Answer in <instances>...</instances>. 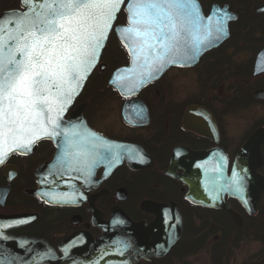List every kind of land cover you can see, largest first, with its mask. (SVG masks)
<instances>
[{
    "label": "flooded vegetation",
    "instance_id": "af4514ba",
    "mask_svg": "<svg viewBox=\"0 0 264 264\" xmlns=\"http://www.w3.org/2000/svg\"><path fill=\"white\" fill-rule=\"evenodd\" d=\"M196 1L204 18L221 9L236 15L228 22L229 37L202 54L193 66H169L157 80L126 97L110 84L114 71L131 61L116 33L117 27L127 25L126 0L101 58L104 68L96 67L62 126L82 125L108 144L119 146L113 151L120 159H102L85 179L83 173L68 171L59 162L65 147L63 135L39 140L26 153H13L0 165V248L11 246L13 240L35 238L46 241L63 257L67 247L83 248L88 237L102 239L120 209L134 222L154 224L158 214L143 208L145 202H153L178 207L181 236L164 256L140 259L136 264H176L174 257L189 255L200 256L202 262L178 264H264V185L232 195L236 169H254L264 178V100L253 98L255 91L264 89V0ZM12 9H23L22 0H0V14ZM229 42L233 54L245 55L244 63L234 71L247 77L246 88L229 86L226 94L206 98L216 86L201 87L202 78L198 92L190 96L182 95V84L180 91H173L176 87L169 77L202 67L209 53ZM180 75L181 83L188 79ZM128 102H133L129 112L136 125L125 119ZM253 103L262 110L252 113ZM243 112L245 116L237 119V113ZM256 131L262 134L259 160L239 166L253 155L242 149ZM121 143L133 144L138 151L126 156ZM131 158L140 164H131ZM46 183L60 202H47L34 193ZM21 216L27 219L12 220ZM243 236L259 243L255 253L262 256L229 261L233 243ZM71 237L74 243L68 246L65 242Z\"/></svg>",
    "mask_w": 264,
    "mask_h": 264
},
{
    "label": "snow or ice",
    "instance_id": "6c2138e0",
    "mask_svg": "<svg viewBox=\"0 0 264 264\" xmlns=\"http://www.w3.org/2000/svg\"><path fill=\"white\" fill-rule=\"evenodd\" d=\"M25 11L0 19V164L16 149L63 135L59 162L85 179L114 147L82 125L62 128V114L96 66L124 0H22ZM116 29L132 67L114 84L132 91L167 65L194 61L226 35L225 12L205 18L195 0H128ZM100 149L104 151L101 152ZM235 192L242 191L233 172ZM75 202V197H70ZM215 199V197H214Z\"/></svg>",
    "mask_w": 264,
    "mask_h": 264
},
{
    "label": "water",
    "instance_id": "95a60500",
    "mask_svg": "<svg viewBox=\"0 0 264 264\" xmlns=\"http://www.w3.org/2000/svg\"><path fill=\"white\" fill-rule=\"evenodd\" d=\"M195 3L199 6L196 0ZM22 5L24 7L23 9H13L4 11L2 14H0V19L4 18L5 16H12L14 13L24 12L26 9L23 3ZM199 11L203 16L200 6ZM225 12L230 17V19H227L225 22L226 35L219 41L214 42L211 46L201 51V53L197 56L194 61L185 63L183 60H178L176 64H169L161 72L156 73L151 80H148L147 82L132 91H129L127 87L122 88L119 84H114L112 82L118 72H123V70L132 67V63L130 62L129 66L119 68L114 72L110 80V84L119 89L121 93L128 97L136 94L141 88L145 87L148 83L159 78L164 72V70H166L169 66H193L198 62L199 57L203 53L219 46L224 40L229 37L228 22L231 19H235L236 15L228 13V11L222 9L213 11L210 16H213L215 19L218 15L222 16ZM206 19L207 18H205V20ZM110 32L104 43L103 48L100 51L96 66L100 62L103 51L107 48V42L109 39ZM117 34L121 38L118 32ZM258 65L259 63H257V66ZM96 66L92 69V71L88 74L87 78L83 81L82 87L79 89L78 94L74 97L72 103L62 114L61 126H64L65 114L74 103L76 97L82 92L84 86L88 81V78L90 77ZM104 66L105 64H101L100 69H103ZM258 72L259 69L256 68L255 74H257ZM123 74L126 76L131 75L130 73L126 72H123ZM253 98L257 100H264V89L255 91L253 94ZM132 103L133 102H128L125 105V119L128 123L136 125L138 123L135 121V118L129 112V108L130 106H132ZM39 140L42 139H38L36 143ZM261 140V131H256L249 138L242 150L243 153H253V155L248 156V158L246 157V162L244 161L245 159L241 160L242 164H240L239 166L244 167L249 163L248 160H251L252 162L255 160H259L257 153ZM36 143L31 146V149L33 147H36ZM121 147L124 148L126 156L129 154H136V152L138 151V148L130 143H121ZM14 152L26 153L28 151L16 149L9 153L6 156L5 160ZM130 162L134 165L140 164L138 159L136 161L135 158L134 160L133 158H131ZM235 172L240 178V186L242 188L241 192H244V190L247 191L248 187L252 186L257 191V189H260L264 185V178L257 174L254 169H236ZM222 173H224V176H226V169H222ZM199 175V173L196 175L197 179ZM235 187L236 186L232 188V195H234ZM34 193L42 197L47 202H60V196H56L55 190L50 187L49 184L43 185L41 189L34 191ZM246 207L249 208V206ZM143 208L158 214V219L154 224L148 226L145 221L134 222L122 209H120L117 212H114L113 219L105 227V236L102 239H91L90 237H88L87 244L84 245L83 248L82 246H78L81 248H73V246L67 247V251L64 252V256L59 257L56 251L46 241L35 238H22L19 240H13L11 246H5L3 248H0V264H136L140 259L151 260L153 257L164 256L170 250L171 246L181 236V213L177 206L171 204H157L153 202H145L143 204ZM230 211L232 212L233 216L236 217L237 222L240 223L239 217L237 216L236 212L234 210ZM26 219V216L12 218L13 221H24ZM65 243H67L68 246L72 245L74 243V237L67 239Z\"/></svg>",
    "mask_w": 264,
    "mask_h": 264
},
{
    "label": "rangeland",
    "instance_id": "374dc122",
    "mask_svg": "<svg viewBox=\"0 0 264 264\" xmlns=\"http://www.w3.org/2000/svg\"><path fill=\"white\" fill-rule=\"evenodd\" d=\"M231 43H227L222 50H217L215 52H211L207 55L205 61L202 62L204 65L201 67H196V69L189 68L188 70H185L184 72H179L180 74H183L187 76L188 79L183 78V83H181V75L177 74V76L174 74L173 76L169 77L168 80L173 83V86L176 87L174 90L180 91V86L182 84L183 91L181 92L182 95L184 93L187 94V96H190L194 91L198 92L197 89L201 86L202 78L203 79V85L201 87L206 86H216L215 92L211 91L206 95L207 97L216 96V95H224V92L226 94L227 87L229 86H239L240 88H246V84L248 83V79L245 75L237 74L234 70L235 67L239 66L240 64H243V57L245 59L244 53L241 51H237V53H232ZM211 58H210V57ZM112 60V57H110ZM212 59V60H211ZM111 66V65H110ZM114 66V64H112ZM215 74V75H214ZM249 86H253V83H249ZM211 89V88H210ZM212 90V89H211ZM229 94V92H228ZM262 106L257 105L253 103L251 106V112H260L262 110ZM245 113L242 114L237 113L236 117L239 119L240 117H244ZM259 243L254 242L253 239L245 238L244 236L237 240L236 243H233V246L231 248V259L229 261L231 262H245L250 259H257L259 256L261 257L262 254H256L255 252L259 249L258 248ZM173 262L182 263L183 261L188 262H202V259L200 256H192L189 255L185 258H177L174 257ZM207 261V258L205 259V262Z\"/></svg>",
    "mask_w": 264,
    "mask_h": 264
}]
</instances>
